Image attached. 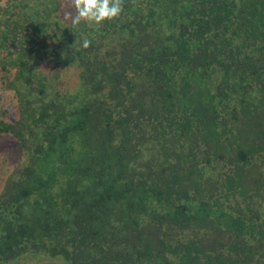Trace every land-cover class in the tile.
Listing matches in <instances>:
<instances>
[{"label": "trees", "instance_id": "16d2710c", "mask_svg": "<svg viewBox=\"0 0 264 264\" xmlns=\"http://www.w3.org/2000/svg\"><path fill=\"white\" fill-rule=\"evenodd\" d=\"M71 11L0 0V264H264V0Z\"/></svg>", "mask_w": 264, "mask_h": 264}, {"label": "rangeland", "instance_id": "374dc122", "mask_svg": "<svg viewBox=\"0 0 264 264\" xmlns=\"http://www.w3.org/2000/svg\"><path fill=\"white\" fill-rule=\"evenodd\" d=\"M3 72L0 70V74ZM13 73V68L10 69L8 74ZM15 99L12 91L4 86L0 81V116L12 120L15 114L12 112ZM4 107L8 109L4 113ZM13 137L7 133H0V186L6 173L9 171L11 166L17 160L18 150L15 147ZM5 264H63V260L57 257H49L44 254H36L29 258L19 259L13 263Z\"/></svg>", "mask_w": 264, "mask_h": 264}, {"label": "clouds", "instance_id": "9594fccd", "mask_svg": "<svg viewBox=\"0 0 264 264\" xmlns=\"http://www.w3.org/2000/svg\"><path fill=\"white\" fill-rule=\"evenodd\" d=\"M68 3L72 11L66 13L65 18L74 25L82 21L89 25H100L119 18L123 12V0H68ZM90 45V40L83 39V48L87 49Z\"/></svg>", "mask_w": 264, "mask_h": 264}]
</instances>
